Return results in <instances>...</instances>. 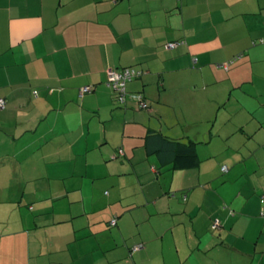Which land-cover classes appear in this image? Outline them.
I'll return each instance as SVG.
<instances>
[{
	"label": "crops",
	"instance_id": "obj_1",
	"mask_svg": "<svg viewBox=\"0 0 264 264\" xmlns=\"http://www.w3.org/2000/svg\"><path fill=\"white\" fill-rule=\"evenodd\" d=\"M200 3L216 9L217 30L225 22L232 33L240 28L247 35V16L236 28L233 17L258 15L255 37L264 43V0H0V98L6 100L0 109V171L14 172L17 189H44L43 203L27 200L34 214L21 215L24 223L34 220L37 232L26 228L3 236L8 255L22 253L25 264H264V156L245 171L229 166L223 172L222 160L204 165L213 154L201 151L200 131L178 129L201 110L195 98L203 88L199 63L211 65L215 83L232 81L234 69L225 64L237 53L247 51L244 63L255 60L251 45L234 46L232 34L214 44L213 60L200 56L195 45L201 41L187 20L203 13ZM127 66L143 75L127 83V101L119 105L108 70ZM137 92L149 108L138 105ZM185 105L189 112L180 113ZM161 136L164 142L195 141L199 165L173 169L169 159L161 163ZM144 160L148 166L135 170ZM164 172L170 183H162ZM46 173L87 175L94 182L89 188L98 186L100 193L86 197L88 184L77 182V208L67 199L57 208L70 191L66 181L60 192L48 190L40 180ZM133 173L130 195L112 178ZM107 205L115 212L104 215ZM128 212L136 225L130 233ZM43 214L68 227L51 226ZM141 216L149 226L138 225ZM138 243L144 247L133 251ZM2 245L1 239L0 251Z\"/></svg>",
	"mask_w": 264,
	"mask_h": 264
},
{
	"label": "rangeland",
	"instance_id": "obj_2",
	"mask_svg": "<svg viewBox=\"0 0 264 264\" xmlns=\"http://www.w3.org/2000/svg\"><path fill=\"white\" fill-rule=\"evenodd\" d=\"M203 4L204 3L198 4V7L203 13L196 17L191 15L192 17L187 18V20H189L188 27L193 29L194 37H197L201 41V45L198 43L195 45L197 52L199 50L202 52L199 53L200 56L206 57L205 60L207 61L212 58L214 59V57L217 56V52L213 49L214 44L221 43V39L226 40L230 38L232 34V43L234 46L238 47L242 45V43L251 45V55L255 60L246 61L244 63L243 61L249 56L245 50L237 53L226 61V63L234 61L230 64L234 69L232 74L233 83L229 79L222 82L215 81V83H213L215 77L212 74L211 65L199 63L197 68L200 69V73L197 76V81L203 88H199L200 90L196 93L195 98L201 110L198 111L197 117H194L196 118L195 121L192 120L185 124L181 123L178 129L181 131L184 127L185 129H191L195 133L197 131L201 132L202 141L199 143L203 146L201 151H203L204 155L213 154L212 157L203 162L206 163L204 164L205 166L215 164V162L222 160L224 162L222 164H226L227 167L236 166L238 169L245 171V167L248 168L250 165L252 166L253 162L256 161V156H264L262 152V150H264V142H262L264 140V47H260V45L264 43L260 35L255 37V33L257 32L255 27H258L255 23H258L260 19L258 15L252 13L246 14L241 18L236 16L233 17L234 27L236 28L237 25L241 24L239 22L247 16V19H249V26H252L250 28V33L247 32V35H244V30L240 28L234 29L232 33L230 26L225 24V22L222 24V27L217 30L215 25L212 24V22L218 21L216 9L210 12L205 10ZM191 107L192 111L195 112L196 108L193 107V104ZM181 112H189L186 105L183 110H180V113ZM120 161L119 159L118 163H120ZM147 166V160L137 161L134 165V169L136 170L135 167H138V169H145ZM2 168L6 169L4 166ZM119 169L122 168L120 166L115 168L116 171ZM22 175L23 174H20V176ZM169 176V172L161 174L160 179L163 184H167V182L170 183L171 179ZM64 177L63 175L55 176L46 173L43 174L42 179H40L43 185L45 187L48 186V190H52L53 192L57 189L60 192L61 187H63V181H66L67 190L70 191L69 196H66V198H59L58 203L55 204L57 208L60 207V204H62L65 199H67L70 205L77 208L78 203L81 202L78 201L79 197H81V190H77L80 185L77 184V182H81L83 185L84 183L88 184V188H84L86 197L92 195L97 196L100 193L98 191L99 189H97L98 186L89 188L94 182L92 179H89L87 175H68L66 178ZM13 178L14 172L10 170H8V172L0 171V240L2 239L3 242L0 251V264H25V256L22 253L17 252L14 255H8V247L4 248L5 239L2 237L17 235L22 229L26 228L30 230L29 232L36 233L37 230L34 229V220L24 223L21 220V215L31 217L30 215L34 214L32 211L28 210L26 206L28 204V199L31 201L29 203L33 205L34 199L41 200L36 203H43L40 192L44 189L41 184L36 189L31 188V186L17 189L19 185L12 184ZM135 178L136 174L133 173L126 176L123 174L117 175L112 179H116L122 183L125 186L123 192H128L131 195L135 191L131 188L135 185ZM104 190H107L106 194H108L110 187L106 186ZM22 192H25L23 194V199H21L22 197L20 196ZM102 192L103 191H101V193ZM113 205L114 208L120 207L116 204ZM141 207L137 206L135 209H137L138 212H142L143 210H138ZM111 211L115 212V210H111V206L107 205L102 213L107 215V213ZM128 213H130L131 216L129 214L127 215L130 223L126 225V231L130 233L133 232V228L136 225L133 222L135 219L133 213ZM56 216L59 218L61 215L58 212ZM39 217L42 218V221L46 219L49 223L53 222L51 226L64 225L68 227L67 223L55 224L51 217L49 218L44 214L39 215ZM90 217H94L93 214ZM138 222V225L141 227L150 225L149 220L147 221L142 216ZM27 229L25 230L26 232H28ZM42 230H45V228ZM43 232L44 231H42V233ZM105 239L108 240V237L106 236Z\"/></svg>",
	"mask_w": 264,
	"mask_h": 264
},
{
	"label": "trees",
	"instance_id": "obj_3",
	"mask_svg": "<svg viewBox=\"0 0 264 264\" xmlns=\"http://www.w3.org/2000/svg\"><path fill=\"white\" fill-rule=\"evenodd\" d=\"M183 41L184 40H179L178 43H182ZM172 42H174V41H172ZM231 62H234V61H231ZM230 64H232V63H227L225 65L228 68L230 66ZM126 68H134V69H136L134 66H127V67L122 68V70H119V71H123ZM136 70H138V69H136ZM142 75H143V73H141L139 76H132L130 79H128L126 81V84H125V94L126 95H125V100L124 101L120 97L121 96V93H120L121 90H119L116 86H114L113 83H110L108 81L109 85L116 92L115 101L119 105H123L127 101V95H128L127 83L129 81L135 79V78L141 77ZM107 79H108V76H107ZM131 94L134 95V93H131ZM135 94H141L144 97V99H146L148 101V99L144 96V94L142 92H137ZM5 102H6V100H5ZM5 106H6V104H5ZM0 109H2V108H0ZM145 109H147V108H145ZM164 139L162 137L161 145L156 151L157 154L161 158V163H164L166 159H169L168 162H171V164H172L171 166H172L173 169H186V168H192V167H195V166L199 165L200 158H199L197 150H196V142L195 141H191V140L190 141H183V140H178V139H166L165 142H164ZM121 151L122 150L119 149V152H118L119 156H123L122 154H124ZM228 169L229 168L226 165L222 166V171L223 172H227ZM184 199H186V195L184 196ZM262 199L264 201V196H262ZM263 212H264V209L262 210V214H263ZM113 218H116V224L115 225H117V216H115ZM111 220H110V222H111ZM110 222H109V224L111 226H115V225H112ZM138 244H142V247H140L139 249L144 247L143 243H138ZM138 244H136V245H138ZM136 245L133 246V248H132L133 251L139 250V249H135Z\"/></svg>",
	"mask_w": 264,
	"mask_h": 264
},
{
	"label": "built area",
	"instance_id": "obj_4",
	"mask_svg": "<svg viewBox=\"0 0 264 264\" xmlns=\"http://www.w3.org/2000/svg\"><path fill=\"white\" fill-rule=\"evenodd\" d=\"M178 41H174V42H170L167 44V47L168 48H174L178 45ZM142 73V71H138L134 68H126L124 69L123 71H117V70H114V69H109L108 70V81L110 83H113L114 86H116L120 91L121 93V99L124 101L125 100V84H126V81L128 79H130L132 76H139L140 74ZM91 89L90 86H85L83 88V91H89ZM134 98L135 100L137 101L138 105L141 107V108H148L150 105H149V102L144 99V97L141 95V94H135L134 95ZM6 102L4 99L0 98V108H3L5 106ZM123 152V151H121ZM264 214V212H263ZM112 225H115L116 224V218H113L110 222ZM217 224V222L215 223ZM140 247H142V244H138L135 246V249H139Z\"/></svg>",
	"mask_w": 264,
	"mask_h": 264
}]
</instances>
